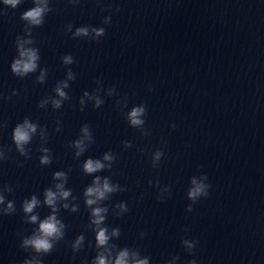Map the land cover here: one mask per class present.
Listing matches in <instances>:
<instances>
[{"label": "water", "instance_id": "water-1", "mask_svg": "<svg viewBox=\"0 0 264 264\" xmlns=\"http://www.w3.org/2000/svg\"><path fill=\"white\" fill-rule=\"evenodd\" d=\"M48 4L52 11L43 26L31 28L29 35L20 16L36 6L34 0H21L16 9L0 0V13H6L0 15V124H6L0 127L5 157L0 161V194L5 198L0 204V264H23L36 255L20 247L22 238L38 228V222H27L22 202L37 195L41 205L33 214L40 219L50 215L43 192L61 183L53 179L56 171L66 173L65 190L72 195L58 201L65 237L43 257V264H93L105 251L96 247L91 209L84 203V191L95 176L108 177L121 189L101 204L109 209L104 226L121 231L109 241L117 245L113 259L127 246L148 257L149 264L191 259L197 264H264V0ZM108 17L111 23H105ZM82 26L104 27L106 35L98 43L91 31L88 37L73 38ZM17 37L32 39L26 47L39 48L40 67L48 70L44 83L36 82L39 70L25 78L11 73ZM64 55H72L76 63L63 65ZM68 68L76 74L65 89L70 99L54 109L49 97L58 98L54 88L66 79ZM114 85L110 97L108 88ZM85 91L104 104L95 108ZM139 104L147 107L146 123L133 128L127 113ZM25 117L40 125L27 146L28 157L15 151L11 139ZM85 124L94 141L77 157L72 142ZM45 147L51 149L50 165L39 164ZM157 150L163 156L154 162ZM106 152L115 157L110 169L83 172L86 159H102ZM203 173L210 194L188 212L190 177ZM169 185L171 193L158 200ZM9 201L16 210L6 215ZM65 203L68 209L62 207ZM120 203L129 211L118 215ZM73 206L77 211H71ZM80 235L84 242L74 251ZM182 239L197 241L195 256L182 247Z\"/></svg>", "mask_w": 264, "mask_h": 264}, {"label": "clouds", "instance_id": "clouds-1", "mask_svg": "<svg viewBox=\"0 0 264 264\" xmlns=\"http://www.w3.org/2000/svg\"><path fill=\"white\" fill-rule=\"evenodd\" d=\"M5 5L10 6L12 9H16L18 5L21 4V0H3ZM35 7H32L24 11L20 19L27 23L29 26V35H31V28L42 27L45 22V15L52 11L49 7L48 0H34ZM120 11L119 8L116 9ZM6 13H0V15H5ZM105 23H111V17L105 19ZM71 29V25H69ZM93 34V38L98 43L100 40L98 38L104 37L106 35V30L104 27H94L89 28L87 26H82L76 28L73 38L76 37H88L89 34ZM34 41L32 39L22 40L17 37L16 48L18 52V57L15 58L10 65L11 73L19 78L28 77L30 74L36 73L39 70V75L36 77L37 83H44L47 75V68L40 67V50L38 47H26V45H32ZM63 65H73L76 61L73 59L72 55H64L61 57ZM76 79V74L73 72L72 68H68L66 79L61 80L57 83L54 88L56 97L51 98V104L54 109H60L63 106V102L70 99L68 92L65 89L70 87L68 81H74ZM99 83V81H98ZM151 90V89H149ZM97 92L102 91V88H97ZM116 92V86L108 88V95L111 97ZM15 94V93H14ZM84 97L93 99L95 101L94 107L99 108L104 104V100L99 98V96H91L88 91L83 93ZM9 99L11 97H8ZM49 100H41L38 104L39 108H43ZM85 103L84 99L80 100V104ZM125 107H127V101L125 100ZM83 108H81V111ZM147 107L145 104H139L131 108L127 113V120L133 128H141L146 123ZM175 124L172 125L175 128ZM0 127H6V124H0ZM40 125L33 122L30 118L25 117L22 122L15 125L11 133V139L15 148V151L19 153L20 156L28 157L29 149L27 148L33 141L34 136L37 134ZM81 137L72 142V146L76 149L75 155L77 157L81 156L88 147L89 142L94 141L93 133L88 124H85L80 129ZM41 138L45 137V132L40 131ZM126 147H130V143L126 142ZM11 151V149H8ZM40 151L44 153L39 157L40 165H50L52 163V156L49 154L51 149L41 148ZM163 152L157 150L154 153L153 161L158 162L161 160ZM4 147H0V161H4ZM115 160L114 155L111 152H106L102 159L88 158L83 163V172L92 175L103 171L106 167L111 168L112 162ZM107 162V163H106ZM53 179L61 181V183L55 184V189L46 188L43 192V204L51 209V214L46 216L44 219H40L38 214H33L34 210L41 205L40 199L37 195H32L30 199H24L22 202V210L28 216V223L37 224L32 235L25 236L22 238L20 247L24 250L31 249L36 255L31 258L24 259L23 264H43V257L49 255L54 250L57 243L65 237V230L67 225L62 219L58 218V201H66L72 195L70 190H65V183H67V175L63 171H56L53 174ZM190 186L187 188L186 198L191 201L186 206V210L191 212L193 210V205H195L201 199L208 198L210 194L211 185L208 183L207 174L203 173L199 177H190ZM171 186H167L161 194L157 197L158 200L163 201V193H171ZM11 191V189H9ZM121 191L118 184H113L108 177L95 176L92 184L88 186L84 191V203L88 208L91 209L90 224L94 226L93 231L95 232V244L97 248H103L105 251L97 254L93 264H149V258H141L140 251L136 248L122 247L112 258V251L117 248L116 244H109V241L113 237H119L121 231L119 227H114L109 231V228L105 225L106 214L109 209L107 207L101 206L102 202L109 200L111 194ZM4 196L0 194V204L4 203ZM64 209H68V204H63ZM116 207L119 208V214H123L129 211L126 203H120ZM15 206L12 201H9L7 208L4 210V214L10 215L15 212ZM72 212L77 211V208L73 206L71 208ZM145 233H141L143 237ZM85 237L83 235L77 236L75 242L72 245L74 251H79L81 245L84 242ZM182 247L189 253V255L195 256V249L197 241L194 239H182ZM174 259H179V256H174ZM186 264H197L196 259H191L186 262Z\"/></svg>", "mask_w": 264, "mask_h": 264}]
</instances>
